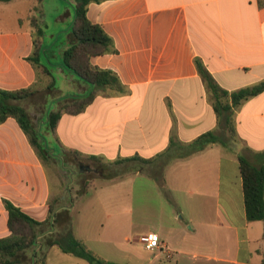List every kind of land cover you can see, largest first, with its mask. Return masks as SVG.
Instances as JSON below:
<instances>
[{
    "label": "crops",
    "instance_id": "obj_1",
    "mask_svg": "<svg viewBox=\"0 0 264 264\" xmlns=\"http://www.w3.org/2000/svg\"><path fill=\"white\" fill-rule=\"evenodd\" d=\"M55 4L60 11L53 22L64 24L61 55L72 42L73 0ZM41 5L33 6L22 20L25 28L0 27V89L16 91L37 83V70L27 60L34 51V28L28 18L34 15L43 30L48 27ZM88 18L102 26L115 49L92 57L91 63L113 71L120 87L104 88L85 112L63 114L54 131L46 129L43 135L51 153L47 160L37 155L15 119L0 123V239L11 236L4 199L38 222L46 221L55 205L59 216H71L74 236L102 259L144 264L135 250L129 254L122 243L114 242L123 235L125 242L143 246L139 238L147 235H125L126 200L85 202L84 210L122 209L115 215L117 234L102 237L85 232L74 215L81 213L90 189L94 186L96 192L103 186L87 184L81 195V189L71 194L67 186L62 197L52 199L46 161L65 167L69 159L71 165H79L78 175L82 167L100 174L97 166L120 161L123 176L118 181L147 174L157 188L167 184L178 214L187 215L190 233H182L183 228L173 227L169 220L158 222L151 233L159 237L163 249L155 250L149 264H264V221L247 219L238 159L243 156L264 165V91L232 107L230 120L218 117L196 66L198 60L228 92L264 82V0L263 4L260 0H102L89 4ZM44 37L45 31L43 45ZM58 69L69 86L65 91L56 86L61 93L57 103L88 89L84 81ZM43 122L37 127L40 132ZM207 133L219 143L179 157ZM133 158L153 162H124ZM141 225L137 222L136 228ZM26 252L28 258L34 253L46 255L45 262L37 264H89L42 242Z\"/></svg>",
    "mask_w": 264,
    "mask_h": 264
},
{
    "label": "trees",
    "instance_id": "obj_2",
    "mask_svg": "<svg viewBox=\"0 0 264 264\" xmlns=\"http://www.w3.org/2000/svg\"><path fill=\"white\" fill-rule=\"evenodd\" d=\"M11 1L13 0H0L2 3ZM100 1L102 0H73L74 22L70 28L72 42L61 53V61L58 66L66 73L84 81L89 87L82 94L64 97L65 103L57 110L47 109L43 123L49 131L55 130L63 114L79 115L85 112L104 88L117 89L120 87L119 78L113 71L100 69L91 63L92 57L115 52L111 37L102 26L92 23L88 18L89 4ZM260 1L263 4V0ZM41 3L42 0H39V4ZM34 10H37L36 7ZM28 20L34 28V51L27 60L37 70V79L39 67L42 68L44 74L52 78L48 89H54L56 88V79L53 73L55 69L52 64L43 60L45 56L42 43L44 30L34 15L29 16ZM196 66L205 82L212 106L218 117L225 115L230 120L232 107L239 106L264 91V82H261L252 87L228 92L218 85L211 75L203 69L198 60ZM34 86L16 91L0 89V123L9 118L15 119L37 155L41 159L47 160L51 157L47 141L39 128L34 125L27 109L22 104V100L34 95ZM217 139L213 133L204 134L188 145V149L181 152L179 157L186 158L203 151L210 144L219 143ZM93 158L98 160L96 157ZM238 159L243 180L247 219L251 222L264 221V165L257 166L243 156H239ZM130 160H137L145 164L153 162L137 158L124 160V162ZM119 166L120 161H116L109 165L97 166L96 169L101 175H105L106 171L111 169L119 172L118 177H122L123 174L120 172ZM131 170L137 171L135 168ZM156 180H160V178L156 177ZM3 203L8 212V228L11 231V236L0 239V264H18L20 253L37 248L41 242L44 247L57 246L63 253L83 259L89 264H117L102 259L84 242L77 239L73 234L71 216L68 214L63 215V217L59 216L57 206L51 205L47 220L38 222L11 201L4 199ZM45 259V254L34 253L28 262L32 261L31 264H37L38 262H45Z\"/></svg>",
    "mask_w": 264,
    "mask_h": 264
},
{
    "label": "rangeland",
    "instance_id": "obj_3",
    "mask_svg": "<svg viewBox=\"0 0 264 264\" xmlns=\"http://www.w3.org/2000/svg\"><path fill=\"white\" fill-rule=\"evenodd\" d=\"M55 1L56 0H44V2L41 3L45 8L44 12L47 13L48 25V27H45L44 29L45 56L43 60L53 65V68L57 73L54 74L56 86L65 91L69 85L62 81L61 76L59 75L60 70L58 69V64L61 61L59 47L63 44V36L65 33L61 32L64 28V24L53 22L54 16L60 11L56 6ZM41 4H39L37 0H14L10 3H0V27L5 30H18L25 28L26 24L23 23L22 20H24L26 15L34 8L33 6ZM51 81L52 78L44 74L42 68L39 67L37 83L33 87L35 92L34 95L22 100V104L27 109L36 127L40 126L47 109L53 108V110H57L64 104V102L57 103L61 98V93L57 91L56 88L48 89ZM72 90L75 89L72 88ZM41 130L46 136V127L44 126ZM60 162L62 164V160H60ZM70 163L71 161L68 159L65 167H62L55 162L49 163L46 161L49 173L51 174L49 180L54 188L52 194L53 200L56 197H62L63 191L67 189V186L71 189L69 192L71 194H74L72 190H76L75 194H77V189H81L80 194L78 195L85 193L84 189L87 184H93L97 188H101V186L104 187L95 192L93 190L95 187L93 186V188L90 189L89 195L82 202L84 205L80 207L81 213L75 212V221L83 223L82 227L85 232L102 234V237H106L109 232L117 234L114 231V225L117 223L115 215L122 209L113 207L102 210L89 206L84 210V206L85 202L98 203L103 200L112 199L119 201L122 199V201H127L128 210L125 215L127 225L125 235L133 237L136 232H138V235L155 232L158 222L167 220L170 221V224H172L173 227L183 228V230H181L182 233H190L187 215L178 214L180 211L177 210V207H175L169 199L171 189L167 184L161 187L158 186L159 188H157L158 183L147 174L132 176L127 180L118 181L122 177H118L119 172H115L111 169H108L105 175L98 174V172L87 171L78 175L79 165H71ZM145 172L147 173L148 170ZM53 174H55L56 177H54ZM108 214H111L114 218L109 220L107 217ZM130 221L132 222V225L129 224ZM137 222L142 223L141 226H138V229L136 228ZM102 224L105 228H102ZM78 234L82 233L78 231ZM114 242L122 243V248L129 251V254L135 250V252L140 255L144 264H149V261L154 259L156 251L148 252V250H143V246L140 244L125 242L123 235L121 239H115ZM172 254L175 255L174 252ZM27 255V252L20 253L18 264H27L29 259V256Z\"/></svg>",
    "mask_w": 264,
    "mask_h": 264
},
{
    "label": "built area",
    "instance_id": "obj_4",
    "mask_svg": "<svg viewBox=\"0 0 264 264\" xmlns=\"http://www.w3.org/2000/svg\"><path fill=\"white\" fill-rule=\"evenodd\" d=\"M139 242L148 251H155L157 249H163V244H161L159 237L155 234L143 235L139 238Z\"/></svg>",
    "mask_w": 264,
    "mask_h": 264
},
{
    "label": "water",
    "instance_id": "obj_5",
    "mask_svg": "<svg viewBox=\"0 0 264 264\" xmlns=\"http://www.w3.org/2000/svg\"><path fill=\"white\" fill-rule=\"evenodd\" d=\"M84 170L89 171V172L96 171L95 169H93V168H91L89 166L80 168V172H84Z\"/></svg>",
    "mask_w": 264,
    "mask_h": 264
}]
</instances>
